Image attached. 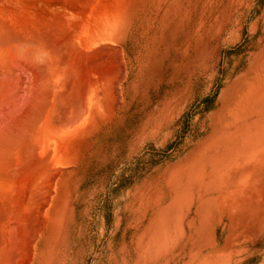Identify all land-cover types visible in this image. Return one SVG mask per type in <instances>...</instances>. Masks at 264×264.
Returning <instances> with one entry per match:
<instances>
[{
	"label": "rangeland",
	"instance_id": "rangeland-1",
	"mask_svg": "<svg viewBox=\"0 0 264 264\" xmlns=\"http://www.w3.org/2000/svg\"><path fill=\"white\" fill-rule=\"evenodd\" d=\"M118 6L79 78L107 101L16 264H264V0Z\"/></svg>",
	"mask_w": 264,
	"mask_h": 264
},
{
	"label": "bare ground",
	"instance_id": "bare-ground-1",
	"mask_svg": "<svg viewBox=\"0 0 264 264\" xmlns=\"http://www.w3.org/2000/svg\"><path fill=\"white\" fill-rule=\"evenodd\" d=\"M119 2L0 0V264H16L14 255L29 262L50 201L61 194V169L107 101L98 80L88 74L83 87L79 78L95 59L83 46L111 40L118 31ZM21 231L29 256L21 248L24 256L12 253Z\"/></svg>",
	"mask_w": 264,
	"mask_h": 264
}]
</instances>
